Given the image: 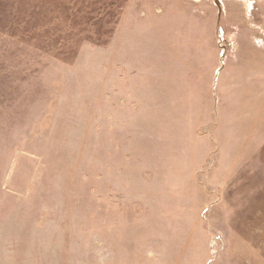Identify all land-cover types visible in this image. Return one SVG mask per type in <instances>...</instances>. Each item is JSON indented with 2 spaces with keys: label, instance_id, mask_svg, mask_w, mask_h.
Masks as SVG:
<instances>
[{
  "label": "rangeland",
  "instance_id": "rangeland-1",
  "mask_svg": "<svg viewBox=\"0 0 264 264\" xmlns=\"http://www.w3.org/2000/svg\"><path fill=\"white\" fill-rule=\"evenodd\" d=\"M0 264H264V0H0Z\"/></svg>",
  "mask_w": 264,
  "mask_h": 264
}]
</instances>
